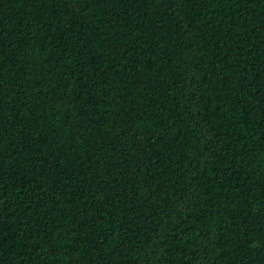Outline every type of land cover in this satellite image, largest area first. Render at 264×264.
Returning a JSON list of instances; mask_svg holds the SVG:
<instances>
[{"label":"trees","instance_id":"obj_1","mask_svg":"<svg viewBox=\"0 0 264 264\" xmlns=\"http://www.w3.org/2000/svg\"><path fill=\"white\" fill-rule=\"evenodd\" d=\"M0 264H264V0H0Z\"/></svg>","mask_w":264,"mask_h":264}]
</instances>
